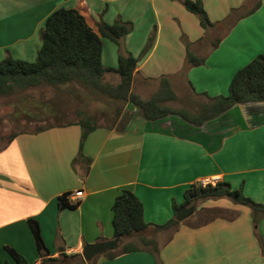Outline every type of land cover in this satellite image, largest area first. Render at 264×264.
Returning a JSON list of instances; mask_svg holds the SVG:
<instances>
[{"label": "crops", "instance_id": "crops-1", "mask_svg": "<svg viewBox=\"0 0 264 264\" xmlns=\"http://www.w3.org/2000/svg\"><path fill=\"white\" fill-rule=\"evenodd\" d=\"M182 1L0 0V60L34 61L45 19L58 8L75 9L95 32L100 23H131L120 45L102 39L100 56L112 71L119 53L137 59L131 91L137 84L141 92L151 87L156 93L166 79L175 101L224 96L234 74L264 56V0H200L212 24L206 29ZM189 55L203 64L189 65ZM231 111L241 115V123H234ZM82 132L73 122L19 133L0 150V264L12 262L6 246L29 263H41L28 220L37 222L50 262L61 253L81 255L87 245L112 241L111 207L122 190L137 197L144 221L153 225L166 223L172 202L182 203L184 191L208 177L233 190L242 187L246 197L264 203V103L234 106L200 127L175 116L130 121L123 131L98 126L81 145L84 159L73 164ZM78 191L75 209H58V198ZM207 202L211 205L203 208L219 206L239 215L200 228L181 225L157 253L139 249L110 260L101 255L91 264H264L250 210L229 201ZM257 234L264 244V218Z\"/></svg>", "mask_w": 264, "mask_h": 264}, {"label": "trees", "instance_id": "trees-1", "mask_svg": "<svg viewBox=\"0 0 264 264\" xmlns=\"http://www.w3.org/2000/svg\"><path fill=\"white\" fill-rule=\"evenodd\" d=\"M181 3L187 12L197 17L203 29L212 26L200 0H183ZM131 29V23L117 20L112 25L98 24L97 32H95L77 10L56 9L45 19L43 28L39 31L41 45L34 61L26 62L13 59L10 56L0 60V97L40 86L57 87L78 83L107 99L128 103L137 110L141 120L151 122L175 116L195 127H200L204 123L216 119L234 106L264 103L263 55L256 56L234 74L225 96L205 97L206 103L201 105L196 112L174 110L165 106L166 103L176 99L166 79L160 80L159 90L149 99H141L131 92L132 75L137 66V59L129 53H119L115 71L103 67L100 59L102 39L120 45V40L129 34ZM150 42L149 39L143 53L150 46ZM188 63L191 66H199L203 64V60L189 55ZM107 73L118 75L119 82L115 86L104 82V76ZM129 120L130 117L126 116L124 125L117 131H123ZM76 123L83 129V132L80 149L73 164L78 159H84L81 145L86 137L99 126L93 119L79 113ZM60 125L65 124L47 125L36 129L34 133ZM221 199L250 210L253 232L261 253L264 255V244L257 234L258 223L264 218V203H256L246 197L242 193V187L233 190L229 183L218 182L215 186L205 187L195 183L186 189L183 193V202L180 204L172 202L173 216L162 225L146 223L143 219L141 202L131 191L122 190L111 207L113 241H116V247L103 256L110 260L139 249L157 253L159 244H157L156 238L159 233H165L170 238L181 225L194 229L205 226L216 219L234 221L239 215L235 211L203 207L197 209L199 204ZM77 206L78 203H70L66 199V195L58 198L59 210L75 209ZM27 224L33 236L37 253L39 257L43 258L40 264L50 262L45 258L49 254L43 244L37 222L28 220ZM4 250L13 264H32L11 247L6 246ZM59 256L74 259L76 264H91L85 263L80 254L66 256L65 253H61ZM51 261L53 262V260Z\"/></svg>", "mask_w": 264, "mask_h": 264}, {"label": "rangeland", "instance_id": "rangeland-1", "mask_svg": "<svg viewBox=\"0 0 264 264\" xmlns=\"http://www.w3.org/2000/svg\"><path fill=\"white\" fill-rule=\"evenodd\" d=\"M104 82L115 86L119 79L116 80L107 76ZM131 92L143 100H147L155 94V90L151 87H144L141 92L137 84L134 85ZM205 103V99L202 98L180 96L176 101L166 103L165 106L174 110H186L193 113ZM78 113L93 119L99 126L115 129L124 125L126 116L130 117L129 122L141 119L137 110L128 103L107 99L78 83L57 87L40 86L26 91H16L8 96L0 97V150L19 133L34 132L36 129L47 125L76 122ZM230 116L235 124L241 123V115L237 112L231 111ZM221 201L223 202H218L215 205L227 203L228 200L221 199ZM207 204L211 205V202L199 204L197 209L205 207ZM215 208H219V206ZM166 235L159 233L156 238L157 244H161ZM131 241L137 243L133 239ZM70 255L72 254H66V256ZM98 258L99 256L93 258L91 262L93 263ZM46 264L76 263L74 259L62 258L58 255L55 262H47Z\"/></svg>", "mask_w": 264, "mask_h": 264}, {"label": "water", "instance_id": "water-1", "mask_svg": "<svg viewBox=\"0 0 264 264\" xmlns=\"http://www.w3.org/2000/svg\"><path fill=\"white\" fill-rule=\"evenodd\" d=\"M115 247H116L115 240L101 242L93 245H87L83 247L81 251V258L85 263H87L97 256H101L109 251H112Z\"/></svg>", "mask_w": 264, "mask_h": 264}, {"label": "built area", "instance_id": "built-area-1", "mask_svg": "<svg viewBox=\"0 0 264 264\" xmlns=\"http://www.w3.org/2000/svg\"><path fill=\"white\" fill-rule=\"evenodd\" d=\"M220 182L219 179L217 177H208V178H203L200 179L197 184L200 185L201 187H205V186H215L216 183ZM82 197V192L78 191L76 193H74L73 195H66V199L72 203H78V201L81 199Z\"/></svg>", "mask_w": 264, "mask_h": 264}]
</instances>
